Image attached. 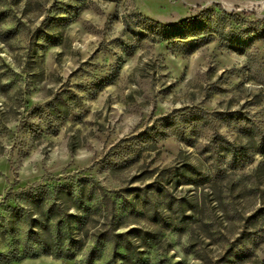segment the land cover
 Wrapping results in <instances>:
<instances>
[{
	"label": "rangeland",
	"instance_id": "1",
	"mask_svg": "<svg viewBox=\"0 0 264 264\" xmlns=\"http://www.w3.org/2000/svg\"><path fill=\"white\" fill-rule=\"evenodd\" d=\"M57 179L6 264H264V0H0V201Z\"/></svg>",
	"mask_w": 264,
	"mask_h": 264
},
{
	"label": "trees",
	"instance_id": "2",
	"mask_svg": "<svg viewBox=\"0 0 264 264\" xmlns=\"http://www.w3.org/2000/svg\"><path fill=\"white\" fill-rule=\"evenodd\" d=\"M182 34L176 33L174 38ZM96 190L95 186H89L87 198L80 193L78 200H93ZM70 197H73L70 181L63 183L60 179L53 185L34 182L8 188L0 201V242L6 247L0 249V264L21 257L69 256L75 240L70 236Z\"/></svg>",
	"mask_w": 264,
	"mask_h": 264
}]
</instances>
